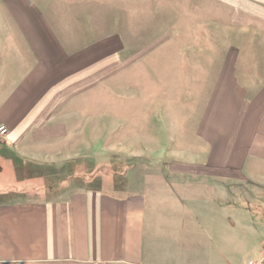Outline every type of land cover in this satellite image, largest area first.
<instances>
[{"label":"crops","instance_id":"crops-1","mask_svg":"<svg viewBox=\"0 0 264 264\" xmlns=\"http://www.w3.org/2000/svg\"><path fill=\"white\" fill-rule=\"evenodd\" d=\"M145 3L152 7L161 1L0 0V126L7 128L0 136V264H183L186 260L188 247L182 245L184 233H189L186 204L166 192L172 186L169 182L164 183L162 194L85 188L50 198L51 188H45L43 168L38 167L42 165L38 159L45 157L40 148L60 139L61 127H66L57 112L64 97L86 94L94 72L103 63H112L122 44L119 25L111 35L91 31L96 29L92 28L96 17L102 16L103 23L123 24L125 5L138 7L134 16ZM180 6L186 9L179 14L197 32L207 28L253 31L261 38L251 41L249 54L239 56L245 63L260 64L251 76L259 91L247 113L252 136L246 151H235L240 139L232 144L201 136L200 153L176 159L163 172L185 178L187 189L200 187L195 200L199 210L209 200L206 192L214 191L218 202L221 191L235 192L237 184L221 179H235L237 170L261 176L257 182L264 183V173L248 166L249 162L264 165V0H182ZM111 15L115 17L106 19ZM204 42L196 39L189 48L199 54ZM102 54L106 57L92 65V58ZM210 58L233 61L230 55ZM236 157L239 163H234ZM27 159L30 165L24 163ZM202 214L196 222L206 240L209 229L201 224ZM207 217L213 218V213ZM206 225H211L207 219ZM172 237L174 249L162 245V238ZM175 257L181 262L167 261Z\"/></svg>","mask_w":264,"mask_h":264},{"label":"rangeland","instance_id":"rangeland-1","mask_svg":"<svg viewBox=\"0 0 264 264\" xmlns=\"http://www.w3.org/2000/svg\"><path fill=\"white\" fill-rule=\"evenodd\" d=\"M160 1L157 6L139 7L138 16H132L138 7L125 5L123 24L103 23L102 16L96 17L92 32L111 35L118 25L122 27L120 53L94 72L86 94L64 97L57 112L66 127H61L60 139L40 148L45 157L38 159L42 164L38 167L43 168L45 188H51L50 198L85 188L162 194L164 183L169 182L172 186L166 192L186 204L189 233L182 238V245L188 247L183 264H246L264 249V191L260 190L264 183L257 182L261 176L237 170L236 180L221 179L237 184L235 192L221 191L218 202L215 192L208 191L209 200L197 210L200 187L187 189L185 178L163 172L176 159L200 153L201 136L232 144L240 139L235 151H246L252 136L247 113L259 91L251 76L260 64L245 63L239 56L251 52L249 45L255 37L261 39L260 33L215 28L197 32L179 14L182 0ZM111 17L115 16L106 19ZM196 39L205 41L199 54L189 48ZM211 55H230L233 61L224 63ZM105 57H93L92 65ZM24 163L31 164L28 159ZM234 163H239L238 157ZM248 166L264 173V165L249 162ZM204 211L213 213V218L205 217ZM198 214L204 217L201 224L209 229V239L197 225ZM170 222L177 224L175 219ZM172 238H162V245L174 249L177 244ZM167 261L181 262L179 257Z\"/></svg>","mask_w":264,"mask_h":264},{"label":"built area","instance_id":"built-area-1","mask_svg":"<svg viewBox=\"0 0 264 264\" xmlns=\"http://www.w3.org/2000/svg\"><path fill=\"white\" fill-rule=\"evenodd\" d=\"M7 131L6 126H0V136ZM246 264H264V249H262L257 255L248 259Z\"/></svg>","mask_w":264,"mask_h":264}]
</instances>
